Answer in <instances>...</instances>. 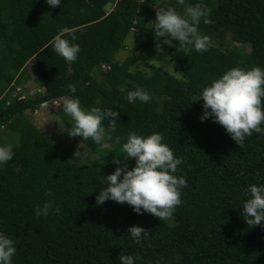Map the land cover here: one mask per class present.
I'll return each mask as SVG.
<instances>
[{
	"label": "trees",
	"instance_id": "obj_1",
	"mask_svg": "<svg viewBox=\"0 0 264 264\" xmlns=\"http://www.w3.org/2000/svg\"><path fill=\"white\" fill-rule=\"evenodd\" d=\"M198 2L210 9L211 23L201 20L199 30L212 46L198 53L176 41L172 47L162 44L181 77L149 63L157 53L156 7L182 12ZM61 28L74 29L80 46L70 65L52 51ZM134 30L141 57L126 50ZM120 51L129 52L124 60L116 57ZM139 59L149 70L133 69ZM29 63L40 91L13 95L33 79ZM252 66L264 68V0H61L55 8L45 0H0V127L18 140L12 160L0 166V231L15 242L12 264H119L122 252L138 257L135 264H264V227L248 226L241 215L248 198L243 189L264 183V135L253 133L241 147L219 123L201 122L203 101L194 102L226 70ZM135 87L149 91L150 101L128 103L126 93ZM69 96L82 107L119 113L115 130L97 145L91 138L69 137L63 101L54 105L62 135L82 140L96 153L89 162L74 161L72 147H62L26 115L44 101ZM103 124L107 129V120ZM129 131L161 133L182 158L176 175H183L187 186L170 218L138 215L112 200L96 204L104 175L117 166L113 158L123 155L116 137L122 144ZM126 162L132 167L134 158ZM45 201L60 213L35 216ZM133 225L149 229V239L133 241L127 231Z\"/></svg>",
	"mask_w": 264,
	"mask_h": 264
},
{
	"label": "clouds",
	"instance_id": "obj_2",
	"mask_svg": "<svg viewBox=\"0 0 264 264\" xmlns=\"http://www.w3.org/2000/svg\"><path fill=\"white\" fill-rule=\"evenodd\" d=\"M45 2L53 8L61 5V0ZM209 16L210 9L199 2L185 7L182 12L173 7H156L152 30L157 40V54L165 53L162 44L172 47L173 41L198 53L206 52L212 46V41L199 30V25L201 20L204 24L211 23ZM76 39L74 29L61 28L51 41L52 51L69 65L76 61L80 51ZM167 58L164 55V59ZM66 87L71 93L76 92L74 84L68 83ZM36 91L40 89L37 88ZM125 98L128 103L136 100L147 103L151 94L135 87L127 91ZM201 99V122L211 118L213 122L219 123L241 147L245 138L253 133L264 135V68L232 67L205 86L194 97V102ZM47 102L49 101L42 102L40 106L43 108ZM62 110L71 121L67 135L78 136L83 140L91 138L97 145L102 144L106 136L115 130L119 116L118 111L111 108L82 107L75 96L63 99ZM105 120L108 122L107 129L103 124ZM116 143L120 144L123 155L119 156L120 159L113 158V163L117 166L110 174L104 175L103 187H100L99 194L95 197L96 204L112 200L127 203L138 215L149 213L159 220L170 218L176 206L182 203L181 189L187 186L185 177L176 175L178 165L183 163L182 158L174 155L159 132L139 135L129 131L122 144L119 136L116 137ZM14 146V143L0 144V166L12 160ZM73 156L77 158L76 162L83 158L79 149ZM129 158H134L132 167L126 162ZM243 190L248 196L241 208L244 221L250 227H264V183L249 184ZM50 210L56 214L61 211L59 207L54 208L52 202L45 201L42 206L34 209V215L47 217ZM127 231L128 236L136 243L147 241L150 236L149 229L138 225L129 226ZM15 253L14 240L0 231V264H12ZM137 259L132 254L122 252L119 264H135ZM155 264H161L160 260L155 261Z\"/></svg>",
	"mask_w": 264,
	"mask_h": 264
},
{
	"label": "rangeland",
	"instance_id": "obj_3",
	"mask_svg": "<svg viewBox=\"0 0 264 264\" xmlns=\"http://www.w3.org/2000/svg\"><path fill=\"white\" fill-rule=\"evenodd\" d=\"M113 8L112 5H108L107 9L111 10ZM137 32L136 30H134L133 32H131L127 37H126V50H128L130 48V53L132 55H139V57H141V53L137 52L135 50V46L137 44ZM232 40L231 37L228 36L227 37V43L231 44ZM129 52L126 51H120L119 53H117L116 57L119 60H124L127 55L129 54ZM164 55H167L168 58L167 60L164 59ZM32 62V61H31ZM163 62V63H161ZM149 63H154L157 66L163 67L164 69H167L171 72H173L176 76L181 77L182 76V71L179 67V65L174 62L171 58L170 55L165 51L164 54H155L154 57H151L149 59ZM30 72H32V77L33 79L30 80V82L24 84L21 87H18L17 90L13 93L14 94H24V93H28V95L30 94L31 96L34 95V92L36 91V89L38 88V85L34 79L35 77V73L33 72L32 68H31V63L28 64ZM133 69H147L149 70V67L146 64L145 60H140L138 61V64H136ZM10 85L4 90L2 96H5L7 94V92L10 90ZM37 92V91H36ZM12 95V96H13ZM65 97L60 98V99H56L54 101H49L47 103H45V106L42 108L41 106H39V108H37L35 111H31L28 110L26 111V115L27 117H29L32 122L38 127L40 128V130H42V132H44L47 135H54L56 137L57 142L64 148L67 147H72L73 148V152H72V159L74 161L77 160L76 157L73 156V153L75 151H77L78 149L82 152L83 154V158L79 161V162H89L90 160H94L96 158V153L94 151L91 150V148L86 145L84 142H82V140L80 139H73V138H65L62 135V131L64 130V125L62 124V122L60 121L59 117L57 116V114L55 113V107L54 105H58L59 102L63 101ZM7 128L5 127H0V140L4 141V142H9V143H13L14 140H17V137L15 134H13L11 131L6 130ZM15 142H18L15 141Z\"/></svg>",
	"mask_w": 264,
	"mask_h": 264
}]
</instances>
